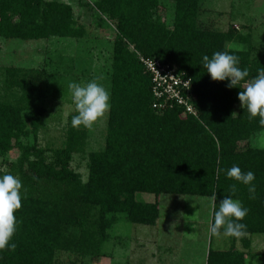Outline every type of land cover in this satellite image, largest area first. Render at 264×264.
Instances as JSON below:
<instances>
[{
	"label": "trees",
	"instance_id": "16d2710c",
	"mask_svg": "<svg viewBox=\"0 0 264 264\" xmlns=\"http://www.w3.org/2000/svg\"><path fill=\"white\" fill-rule=\"evenodd\" d=\"M203 1L95 3L113 22L115 37L105 144L102 150L88 153L85 181L70 167L72 154L85 146L83 126L72 127L74 115L69 116L63 146L53 150L49 161L36 147L45 111V69H6L0 99V155L14 148L21 152L10 171L22 181L24 199L15 213L16 246L0 251V264H55L57 252L99 257L118 214L129 223L153 227L162 195L212 199L216 194L212 217L222 199L232 195L249 210L242 221L247 225L246 251L251 245L248 237L264 235V149L250 146V139L264 126L258 116L249 117L238 99L246 82L264 67V48L254 47L247 35L233 28L222 31L201 20ZM168 8H172L170 19ZM84 34V29L75 28L68 4L0 0V39L28 42ZM229 44L246 47L229 48ZM217 51L237 55L239 66L248 69L249 77L239 88L227 87V80H212L203 67L202 57ZM139 56L169 64L190 80L196 116L176 104L164 110L154 107L150 77ZM27 114L32 117L30 129ZM30 136L32 145L26 142ZM233 165L255 173V198H250L246 185L227 177ZM137 194L152 195L154 200L139 201ZM245 255L234 247L209 250L206 264H245Z\"/></svg>",
	"mask_w": 264,
	"mask_h": 264
},
{
	"label": "rangeland",
	"instance_id": "374dc122",
	"mask_svg": "<svg viewBox=\"0 0 264 264\" xmlns=\"http://www.w3.org/2000/svg\"><path fill=\"white\" fill-rule=\"evenodd\" d=\"M46 1L68 4L73 11L75 28L84 29L85 34L81 38L28 42L0 39V99L4 95V73L7 68L45 69V111L40 119L35 144L44 150L49 161L53 150L65 142L69 116L77 114L69 84L96 79L110 90L115 28L113 22L96 7L98 0ZM202 5L205 11L201 20L207 24L213 23V27L222 31L233 28L238 34L247 35L248 43L254 47L264 48V0H204ZM167 10L170 19L172 8ZM228 47L243 49L246 46L229 44ZM155 104L154 107L160 109ZM107 117L108 113L93 127H83L85 146L82 151L72 154L70 167L84 181L88 174V153L104 148ZM25 119L30 129L32 117L27 114ZM26 142L32 145V136ZM260 145H264V131L250 139L251 147L264 149ZM20 154L14 148L0 155L1 174H12L10 166L17 162ZM136 198L139 201L154 200L149 194H137ZM157 201L159 218L155 226L132 224L124 215L118 214L99 257L57 252L55 264H206L209 250L227 251L231 247L246 254L245 264H264V235L248 237L251 245L247 251L244 248L246 236L234 238L222 233L209 236L212 199L162 195Z\"/></svg>",
	"mask_w": 264,
	"mask_h": 264
},
{
	"label": "clouds",
	"instance_id": "9594fccd",
	"mask_svg": "<svg viewBox=\"0 0 264 264\" xmlns=\"http://www.w3.org/2000/svg\"><path fill=\"white\" fill-rule=\"evenodd\" d=\"M203 67L214 81H229L227 87H238L241 81L249 77L247 68L239 66V57L229 51L214 52L211 57H202ZM72 102L75 105L76 115L72 117V127L91 128L102 119L110 110V90L96 79L86 83L71 82L69 84ZM239 88V87H238ZM241 107L246 110L250 118L259 117V124L264 126V67L250 81L246 82L243 90L238 93ZM264 147V145H260ZM230 179H234L248 187L250 198H255L256 176L252 171H242L238 165H233L226 172ZM236 185L231 186L234 194ZM24 199L22 181L11 173L0 174V251L14 249V236L18 229V220L15 213L22 207ZM212 199H217L216 194ZM239 199L232 195L225 196L219 203L218 210L209 223V236L221 235L240 237L246 233L247 225L242 221L248 214Z\"/></svg>",
	"mask_w": 264,
	"mask_h": 264
},
{
	"label": "built area",
	"instance_id": "2783aa9c",
	"mask_svg": "<svg viewBox=\"0 0 264 264\" xmlns=\"http://www.w3.org/2000/svg\"><path fill=\"white\" fill-rule=\"evenodd\" d=\"M139 62L149 74L151 89L160 110L176 104L185 113L195 115L191 104V82L177 72L176 68L157 59L139 56ZM156 106V104H155Z\"/></svg>",
	"mask_w": 264,
	"mask_h": 264
}]
</instances>
